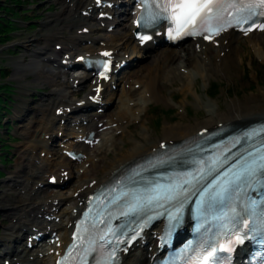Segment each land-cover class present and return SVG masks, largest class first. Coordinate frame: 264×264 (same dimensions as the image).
Returning <instances> with one entry per match:
<instances>
[{
	"label": "bare ground",
	"instance_id": "1",
	"mask_svg": "<svg viewBox=\"0 0 264 264\" xmlns=\"http://www.w3.org/2000/svg\"><path fill=\"white\" fill-rule=\"evenodd\" d=\"M59 2L64 3L62 2V0H60ZM79 9H82V11L86 9L88 11V14L83 16L82 13H78ZM94 11L95 7L91 0H70V2L65 5L63 10L56 13V17L54 20H59L61 21V23L66 22V24L64 25L65 27H59L58 29L63 30L64 28H66V26L72 27L73 25L77 24L80 25L79 32L80 30L81 32H83L82 30L85 27H89V32L81 34L77 33L76 35L72 34V36L69 37L59 35L57 32H53L47 34V42L45 41V45H41L39 43V40L45 37H41L39 39L38 37H36L35 39H32V41H29L27 45L25 44L27 51L30 52V58L28 61H24L25 64L31 69L32 73L42 76V80H40L41 83H46L50 86H53L51 93L57 96L53 99L49 97L47 99L48 101L45 104L46 106L43 109L49 115L48 120L52 119V117H60L58 116V112L56 113L57 108H79V106L77 105L79 100L85 99L87 102L84 107H88L91 104L88 99V95L94 94L95 90L93 89V86L98 85V82H96L95 84L92 83V80L95 79V76L91 75V72L74 75L71 79L64 77L65 71H63V69L65 68V66L62 63V60L64 58L74 59L76 56L85 54L86 52L94 53L98 52L99 50L108 48L109 50H115V56L118 58V60H121L125 58V55L122 56L118 51L122 47H124V45L128 46L127 44L135 41L133 23L121 22L113 31H109L108 27L111 24V21L103 26L102 21L97 18ZM59 32L61 33L62 31ZM50 37L61 38L60 40L62 41H58L57 43H61L63 45V48L61 50L51 49L49 47ZM89 39L92 40L90 44L80 47V45L84 41ZM236 40V33L231 31L224 34V37H222V40L220 41L219 47H215L212 43L204 42L202 40H196V47L188 46L184 49L179 50L163 48L161 53H158L154 58L153 54H151L150 57L153 58L155 62L154 64L145 67V69L140 68V70L135 71L134 74L128 76L124 81H122L124 86L121 95L118 98L119 101L126 106L125 109L123 108V110L120 111V115L119 113H117L118 116L115 117L113 115L110 118L108 115L102 113L100 114L97 112L88 118L87 124H84V132L95 130L97 132L96 137H102L103 133L105 132L104 128H106V125H111L112 123H117V125H119L122 124L124 120H128V122L126 123L127 126L132 125L126 107H130L129 101L135 93V89H132L131 87V82L134 75L138 80H140V77L143 78V80L145 79V81L147 82L145 91L146 93L144 92L145 96L147 95V92H149L152 95V99H159L161 96H163L160 91L164 88V86H166V84L163 82L161 83L159 79L161 76L160 70H163V72H165V67H169V65H172V63H177L178 66L182 67L184 66V63L186 64L193 61L197 53H199L202 57V68L206 72L205 75L207 77H210L212 74L209 72V69L211 68H216V71L228 75V72L230 71L229 66L235 61L234 51H236V48L234 46V42ZM198 44H200V50H198L197 48ZM129 47L130 46H128V48ZM138 47V44H133V52L136 51V48ZM256 47L258 48V50H261L262 54L264 55V47L261 40L260 42H256ZM74 51H77V53L74 54ZM222 51H224V53H222ZM131 55L134 56L133 54ZM141 55L142 54H139L138 56ZM59 56H61L60 62L57 63ZM146 57L148 58L149 55L146 54ZM216 59L218 61H216ZM44 60L47 61L48 64H45ZM204 60L209 64H205ZM239 60L242 61V59L240 58ZM199 62L200 59L198 58L197 63L199 64ZM212 62H217V64H212ZM49 63H57L58 65H60V68L53 71L52 69H50L52 73H49V70L47 68L49 67ZM142 67H144L143 64ZM146 68L148 69L147 72ZM170 72H173L172 69H169V80L171 78V83L175 84L178 80L176 81L175 75ZM86 81L91 82V85L89 87L90 93H88L86 97H82L79 99L74 98V96H72V90H75V87L79 85H83V83ZM259 94L264 96V91L254 92V94L247 100L241 102H233L224 111H217L213 106L212 108L207 110V117L196 119L195 122L190 121L188 123H185V125H181L178 122L167 124L162 130L163 137L161 138L152 140L150 137L151 135L149 136V134H147L148 136L143 137L142 140H138L139 143H133L134 145H131L132 147L126 143L128 146H125L128 148L120 150L116 156L110 159L105 158L104 166H101L99 164L100 159L97 160L92 154V151L98 148L99 142L90 146L84 142L78 141L77 143L71 145V148H79L84 153H86L87 158L82 159V161L90 162L92 166L86 168L83 172V182H78L74 187L75 191H79V195L77 197H73L74 200L76 199V203H72L71 198H69L68 196H61L58 194L54 195L51 192H46L48 194V199L40 202H29L28 204H25L24 202L19 203L21 202V199L14 201L13 197L10 196L8 200L11 202H9L8 204H3L2 207H5L6 214L11 212L9 217H11L12 219L16 218V223L12 226L14 228L16 226H21L22 224L29 225V222H25L26 220L24 222L21 221L23 220V212L25 211L26 207L32 205L31 209H29V214H34V217L30 222L31 228L38 227L42 230L43 228L47 229L48 226L51 225L52 230H58L59 234L61 235V241L63 242V244H65L70 240L72 229L70 222H74L76 218V212H74V208L79 207L80 201L83 199V197H87V195L94 189H96L101 183L108 181L114 175L115 170L119 169L122 166H126V164L138 159L139 157L153 152L154 149L161 146L162 141L173 144L183 140L184 138L197 134V132L205 127L211 129L216 128L223 122L242 126L264 119V104ZM116 98L117 94L114 99ZM45 112L43 111V113ZM81 119L84 120L86 119V117H82ZM100 122L102 123L100 124ZM44 128L46 130H50V126L47 123L45 126H43V129ZM97 154L101 155L102 153L98 151ZM25 155H28L27 151ZM27 157L25 158L28 161ZM60 159L61 160L56 162V164L50 169L52 171L51 175L56 174L58 175L59 179H65L66 176L63 175V173L65 171H68L69 175L72 176L73 171L70 169L71 161L63 153H61ZM29 163L30 161H28L27 163L25 162L21 171H24L27 166H29ZM39 167H41V170L34 171L32 173V176H36L34 175V173H37V176H39V178H41L40 180H42L43 178H45L47 171L50 170H47L44 164L40 165L39 163ZM16 185L22 190L27 188L25 182H18V179H16ZM57 208H60L59 211H57ZM44 213L60 216V220L49 221L43 217H40V214L44 215ZM17 221H19V225L17 224ZM152 242L153 241L151 240L149 248L144 250L140 255L137 254L136 251H131L128 255L125 256L124 264H149L151 261L150 256L157 249L155 243ZM150 246H153L152 249H150ZM24 248L28 249V247L26 246ZM52 248H54L53 252H51L50 250L49 252L44 254L40 249L35 252L26 250L29 253L19 252L17 255H11L10 252L6 254L11 255L9 259H12V256L13 259L17 257L18 261L16 262V264L20 263L21 261L33 262L36 264H49L48 257L50 259L54 257L55 259V257H57L58 255L57 251L61 249L57 246H52L51 249Z\"/></svg>",
	"mask_w": 264,
	"mask_h": 264
},
{
	"label": "rangeland",
	"instance_id": "2",
	"mask_svg": "<svg viewBox=\"0 0 264 264\" xmlns=\"http://www.w3.org/2000/svg\"><path fill=\"white\" fill-rule=\"evenodd\" d=\"M61 4H56L54 0H8V2L0 0V17L8 19L12 17V22L7 25L12 30L7 34L0 32V43L6 41L5 45H0V86L8 84L12 87L7 90L0 88V95L12 97V100L8 102L10 108L7 107V112L4 110L0 114V155H8V160L3 164L0 163V167L5 171V175L0 176V243L3 246L7 244L15 246L9 241L7 233H10L11 238L26 235H23L24 231L17 229L18 227L15 229L9 227L14 223V220L7 216L5 207H2L3 204L11 202L8 200L9 197L15 196L14 201L18 199L30 201L36 197L40 200L46 197V194L41 190L38 194L33 195L35 190L29 193L13 187V180L18 175L16 171L24 161L22 157L24 151L31 147L35 138H39V123H30L28 120L31 121L34 116L33 109L41 106L43 97H48L47 94L51 93L53 88L45 84V86L38 84L37 77L39 75L32 73L31 69L21 60L27 61L30 58L27 55L25 44L27 45L36 37H44L41 35H46L47 32L56 31L59 24H64L51 22L47 26L42 25L44 21L54 17V14L61 9ZM252 38L258 42L261 40L264 47V33H257ZM56 42L57 40H50L51 47H54ZM250 42L248 38L238 36L235 41L236 51H234L236 60L235 63L230 64L228 75L209 70L213 74L207 77L202 68V59L199 54H196L190 63H184L182 67L177 63H172L169 67H165V72L160 70L159 79L161 83L166 84L160 91L163 96L159 99L153 98L147 104H143L141 107H144L146 112L142 116L134 113L137 118L131 120L133 122L131 127L125 125L106 133V136H109V133L113 136L109 140H102L104 145L100 165H105L107 156L108 159L116 156L120 150L128 148L125 145L137 144L138 140H142L143 137L148 136L147 134L151 135L152 140L163 137L162 130L167 124L178 122L185 125L190 121L195 122L196 119L207 117V110L213 106L217 111H224L231 103L247 100L254 92L264 91V60L258 56ZM188 44L193 46L191 43ZM198 58L200 59L199 64L197 63ZM19 62L21 64H18ZM152 64H154L153 58L145 61L143 68ZM169 69H172L173 72L170 73L175 75L176 81L178 80L175 84L171 83V78L169 80ZM147 70L146 68V72ZM146 84L145 79L143 80L141 77L138 82L133 84L136 94L132 98L131 106L137 112L140 110L138 109L140 108L139 98L146 90ZM80 91L81 94H84L86 85ZM259 96L264 104V96L260 94ZM2 106L4 107L5 104L3 103ZM121 107L122 105L113 103L107 112L108 114H117ZM182 109L184 111H181ZM18 117L23 120L18 121ZM24 118L28 120L25 121ZM8 124H10L9 129H7ZM5 144L9 146L3 150ZM39 153L40 149L37 148L31 155L39 159ZM48 164L50 166L51 162ZM76 172H79L77 168ZM77 180L73 177L72 182L64 188L49 190L63 195H71L73 192L71 187ZM31 181L29 182L30 188L38 186Z\"/></svg>",
	"mask_w": 264,
	"mask_h": 264
},
{
	"label": "snow or ice",
	"instance_id": "3",
	"mask_svg": "<svg viewBox=\"0 0 264 264\" xmlns=\"http://www.w3.org/2000/svg\"><path fill=\"white\" fill-rule=\"evenodd\" d=\"M167 4L174 5L175 8H179L180 10V16L177 17L179 19L180 17L183 16H195L198 14L200 11L203 10V7L213 4V3H218V2H223V0H165ZM243 2V0H241ZM250 3H259L261 5H264V0H249ZM175 10V9H174ZM264 168V166H262ZM248 175H255V169H250L248 170ZM234 178L235 180L240 179V173H234ZM185 183H188L185 181ZM233 183V180H228L226 181V184H231ZM207 191V189H205ZM229 191L228 187H225L224 185H221L217 191L212 192L208 199L209 201L215 200L217 198H223L224 194ZM203 204V201L200 202ZM209 256L213 257V264H217V258L215 257L214 254V249L208 252V255L204 257L205 262L208 261Z\"/></svg>",
	"mask_w": 264,
	"mask_h": 264
}]
</instances>
